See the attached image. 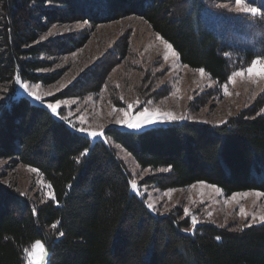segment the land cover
I'll use <instances>...</instances> for the list:
<instances>
[{"label":"trees","instance_id":"1","mask_svg":"<svg viewBox=\"0 0 264 264\" xmlns=\"http://www.w3.org/2000/svg\"><path fill=\"white\" fill-rule=\"evenodd\" d=\"M209 5L213 0H0V83L14 94L18 79L48 85L60 77L61 71L38 72L47 66L42 55L72 52L89 34L39 40L53 24L137 15L183 64L223 84L233 63L255 55L222 44L204 20ZM128 53L125 38L91 68L103 66L89 88L78 77L49 99L99 92L104 73ZM263 106L258 98L220 124L176 120L139 131L109 125L103 134L142 168L168 169L142 184L165 189L204 181L227 195L264 192ZM0 158L36 168L54 193L34 203L0 183V264H27L24 250L37 239L46 244V264H264V222L240 229L200 222L187 231L190 216L178 208L154 213L144 195L130 190L131 174L110 142L93 140L27 95L0 106Z\"/></svg>","mask_w":264,"mask_h":264},{"label":"rangeland","instance_id":"2","mask_svg":"<svg viewBox=\"0 0 264 264\" xmlns=\"http://www.w3.org/2000/svg\"><path fill=\"white\" fill-rule=\"evenodd\" d=\"M248 2L261 7L264 0ZM204 20L208 27L216 32L222 44L230 49L249 50L255 55L251 60L244 59L245 61L237 65L233 63L225 82L228 83L227 92L224 89L225 83L219 84L206 71L201 75L198 71L200 68L183 64L179 55L172 54V50L177 53L173 46L172 50L167 49L166 40L154 32L142 17L129 15L99 23L83 19L51 25L39 40L45 41L66 35L79 36L84 33L89 34V39L84 46L72 52L42 55L47 66L38 72L61 71L60 77L48 85L18 79L14 94L27 95L32 102L45 107L48 103L60 101L58 114L53 113L56 117L65 119L78 131L80 128L88 129L89 132H79L93 140L103 139L110 142L116 154L126 164L131 174V182H137V188L133 189L130 184V190L144 195L148 205L154 206L149 207L154 213L165 214L178 208L183 216H190L192 222L195 219L196 224L211 222L222 227L240 229L264 222L260 219L264 216V195H257V192L264 193L263 191L245 190L227 195L220 187L204 181L165 189L155 184H142L147 176L167 173L168 169L142 168L119 143L106 138L104 134L97 137L89 134L91 131L103 133V129L109 125L128 131H139L158 124H167L172 122L164 115L169 112L184 117L178 121L220 124L252 106L256 99L264 101V76L257 77L255 73H245L236 76L234 82L229 81L233 72L246 68L257 56H264V18L240 11L236 8L235 0H213V5H209L204 12ZM78 24L81 26L77 27ZM50 32L52 35H48ZM125 38L128 39L129 53L120 57L117 63L104 73V83L99 92H86L58 100L49 99L78 77H82L83 83L89 88L95 80L94 77L103 70V66L97 71H91V68L103 59L117 42ZM165 53L168 54L167 60L163 59ZM25 83L31 91L43 95L44 100L39 101L31 96L23 87ZM14 94L9 83H0V106ZM129 105L132 107L129 108ZM144 108H148L146 115H151L154 123H144V117H139L143 126L137 129L117 123L121 119L136 122ZM32 169L36 168L9 158H0V183L24 194L34 203L44 202L54 196L52 187L49 188L50 184L39 171L34 172ZM241 209L244 214H241ZM195 225L192 223L187 231H192ZM37 240L46 247L42 239ZM32 245L28 248L29 251L33 250ZM25 257L28 264L27 253Z\"/></svg>","mask_w":264,"mask_h":264},{"label":"snow or ice","instance_id":"3","mask_svg":"<svg viewBox=\"0 0 264 264\" xmlns=\"http://www.w3.org/2000/svg\"><path fill=\"white\" fill-rule=\"evenodd\" d=\"M235 5L236 8L239 9L242 12L247 13L248 15H252V16H260L262 18H264V11H262V8H264V2H262V6L261 7H256L253 6L252 3H249L248 0H235ZM81 25H77V27H80ZM48 35H52V33L50 32ZM162 39V38H161ZM165 45L167 47V49L172 50V45L170 43H168L167 41H165ZM172 54L178 56V53H175L174 50H172ZM163 59L167 60L168 59V54L165 53ZM259 66V69H258ZM198 71L201 73V75H204L205 73V69L200 68L198 69ZM245 73L247 74H253L255 73L257 75V77L260 76H264V56H257L255 59H253L251 61V63L246 67V68H241L238 71H235L231 74V76L229 77V81L230 82H234V78L236 76L239 75H244ZM23 87L29 91V94L31 96H33L36 100L39 101H43L44 100V96L43 95H39L37 94L35 91H31L29 89V85L28 84H23ZM36 87H39V85H36ZM227 88H228V83H225L224 85V89L225 92H227ZM48 95V94H46ZM60 101H56V103H48L47 104V108L50 109L52 111V113L54 114H58V107L60 106ZM137 103H139V101H137ZM129 108H131L132 106L129 105ZM148 108H144L143 111H141L137 117L136 122L132 121L131 119H121L118 120L117 123H120L122 125L127 126L128 128H133V129H137L142 127V123L139 122V117H144V123H154L155 121L152 119L151 115H146L148 114ZM128 113L127 111H125V116H127ZM165 118L169 121H175V120H180V119H184L183 116H176L175 114L169 112V113H165ZM79 131L81 132H89L88 129L86 128H80ZM91 136L93 137H97L98 135H103L102 132L98 133L96 131H91L89 133ZM87 153V150H85V154ZM32 171H38L37 169H32ZM51 187V185H49V188ZM131 187L133 189L137 188V182L135 180H133L131 182ZM170 192L172 190H169ZM257 195H264V193H259L257 192ZM51 199H54V196L50 197ZM149 207H154L153 205H149ZM241 214H244V210L241 209ZM253 219H255V216H253ZM261 220H264V216L260 217ZM193 225H195L197 223V221L195 219H193ZM53 228L57 227V224H53L52 225ZM64 233H60V235L62 236ZM217 239H220L219 237H217ZM32 251H29L28 249H25L24 251L27 253L28 255V264H46V257H47V249L45 247V245L37 240L34 242V244L32 245Z\"/></svg>","mask_w":264,"mask_h":264}]
</instances>
